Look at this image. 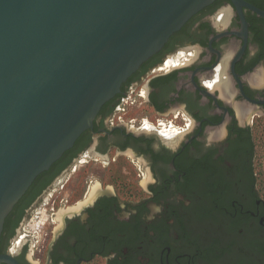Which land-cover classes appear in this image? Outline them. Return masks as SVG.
Wrapping results in <instances>:
<instances>
[{"label":"flooded vegetation","instance_id":"obj_1","mask_svg":"<svg viewBox=\"0 0 264 264\" xmlns=\"http://www.w3.org/2000/svg\"><path fill=\"white\" fill-rule=\"evenodd\" d=\"M0 253L264 264V0H214L174 32L33 181Z\"/></svg>","mask_w":264,"mask_h":264},{"label":"water","instance_id":"obj_2","mask_svg":"<svg viewBox=\"0 0 264 264\" xmlns=\"http://www.w3.org/2000/svg\"><path fill=\"white\" fill-rule=\"evenodd\" d=\"M212 1L0 0V239L37 176Z\"/></svg>","mask_w":264,"mask_h":264},{"label":"rangeland","instance_id":"obj_3","mask_svg":"<svg viewBox=\"0 0 264 264\" xmlns=\"http://www.w3.org/2000/svg\"><path fill=\"white\" fill-rule=\"evenodd\" d=\"M260 150L262 151L261 153L263 154V147H261Z\"/></svg>","mask_w":264,"mask_h":264}]
</instances>
